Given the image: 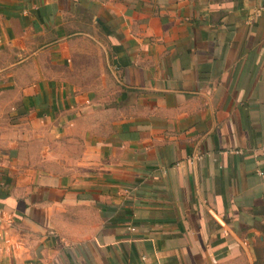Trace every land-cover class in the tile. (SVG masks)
<instances>
[{
    "label": "crops",
    "instance_id": "obj_1",
    "mask_svg": "<svg viewBox=\"0 0 264 264\" xmlns=\"http://www.w3.org/2000/svg\"><path fill=\"white\" fill-rule=\"evenodd\" d=\"M264 0H0V264H264Z\"/></svg>",
    "mask_w": 264,
    "mask_h": 264
},
{
    "label": "rangeland",
    "instance_id": "obj_2",
    "mask_svg": "<svg viewBox=\"0 0 264 264\" xmlns=\"http://www.w3.org/2000/svg\"><path fill=\"white\" fill-rule=\"evenodd\" d=\"M262 251H263V255H262V259H264V244L262 245Z\"/></svg>",
    "mask_w": 264,
    "mask_h": 264
},
{
    "label": "built area",
    "instance_id": "obj_3",
    "mask_svg": "<svg viewBox=\"0 0 264 264\" xmlns=\"http://www.w3.org/2000/svg\"><path fill=\"white\" fill-rule=\"evenodd\" d=\"M261 10H264V6L261 7Z\"/></svg>",
    "mask_w": 264,
    "mask_h": 264
}]
</instances>
